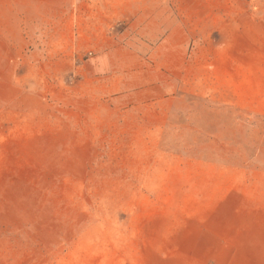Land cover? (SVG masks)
Returning <instances> with one entry per match:
<instances>
[{
    "label": "rangeland",
    "instance_id": "rangeland-1",
    "mask_svg": "<svg viewBox=\"0 0 264 264\" xmlns=\"http://www.w3.org/2000/svg\"><path fill=\"white\" fill-rule=\"evenodd\" d=\"M84 1L0 69V264H202L264 198V0Z\"/></svg>",
    "mask_w": 264,
    "mask_h": 264
},
{
    "label": "crops",
    "instance_id": "crops-1",
    "mask_svg": "<svg viewBox=\"0 0 264 264\" xmlns=\"http://www.w3.org/2000/svg\"><path fill=\"white\" fill-rule=\"evenodd\" d=\"M84 3L0 0V69L64 67L66 52L51 46L65 44L67 21L82 15ZM241 204L235 210L245 218L224 224L218 253L202 254V264H264V198L243 196Z\"/></svg>",
    "mask_w": 264,
    "mask_h": 264
}]
</instances>
